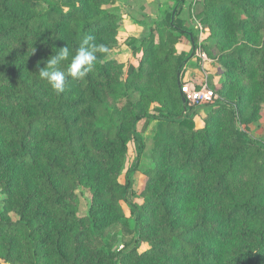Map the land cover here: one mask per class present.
Instances as JSON below:
<instances>
[{"label":"trees","instance_id":"trees-1","mask_svg":"<svg viewBox=\"0 0 264 264\" xmlns=\"http://www.w3.org/2000/svg\"><path fill=\"white\" fill-rule=\"evenodd\" d=\"M184 3L128 44L141 58L124 78L114 0H0V264H264V143L247 132L264 106V0L203 1L225 81L198 128L178 83L194 54L177 56L181 36L196 47L177 21ZM86 35L110 54L55 94L40 68ZM142 121L158 123L156 165L135 197Z\"/></svg>","mask_w":264,"mask_h":264},{"label":"rangeland","instance_id":"rangeland-1","mask_svg":"<svg viewBox=\"0 0 264 264\" xmlns=\"http://www.w3.org/2000/svg\"><path fill=\"white\" fill-rule=\"evenodd\" d=\"M203 1L204 0H187V1L185 0L184 7L181 8V10L178 12V20L183 22V25L180 26H182L184 29H188L190 32H192V34L196 38V42H195L196 47H194V54L184 64V68L181 72V82L183 80H188L194 82L198 87L207 86L209 89L214 91L219 96V101H222L223 98L218 93V90L221 88L222 84L225 81V72L223 68L217 63L218 51L215 47L212 46L210 29L203 21L204 18ZM138 5L140 7H143L144 8L143 10L146 9V11H150V9L146 6L144 0H140L138 2ZM153 11L157 12L156 8H154L150 12ZM149 25L150 24H148V26ZM197 26H200V28H202V31H200V28L197 29L196 28ZM151 27L152 25L149 26V28ZM149 35H150V31L148 35H146V37H148ZM118 42L119 44L121 43V45H119V48L116 49L115 53L112 52V57H114L113 55H116L119 49L122 48L121 52H119L120 53L119 56H121L119 59H121L120 61H123L125 63L126 67L124 71V78H126L127 75L133 69L138 68L139 66L141 53L134 54L133 52V47L137 48L139 45V41L137 39L135 42H131L130 38L124 35L123 36L120 35L118 38ZM128 44H132L133 47L132 46L130 47ZM187 45L189 46L188 39L184 36H181L179 43L176 47L177 56L189 55L190 51L187 48H185ZM211 52L213 53L214 57L210 56ZM199 53L206 54L208 58L207 63L203 62L202 58L198 55ZM190 60L191 61L194 60V61L191 62ZM159 107H160V103L157 102V100H155L150 105V111H153L154 109ZM195 109H197L198 111L197 115L194 118L196 127L198 128L203 126V119L211 109V106H202ZM157 125H158L157 122H146V121H142L139 124V131L142 135V139L144 140L146 146L142 159L139 163V166L136 172L132 175L133 192L135 194V197H141L142 194L145 192L148 181L147 171L149 169H153L156 165L152 157V151L155 146ZM241 128L244 129V125H241ZM247 132L253 138L260 140L264 143V106L261 111L260 120L251 124ZM133 159H134V152H133V146H131L124 170L120 177L121 182L125 181V175ZM90 198H91L90 191L87 189H83L81 194V205H80L81 214L88 213L90 207ZM3 199L4 197L0 193V210L2 208ZM134 203L138 204L139 201L135 200ZM124 209H125V213H126L125 216L127 218V221L129 222V225L132 226L134 219L131 217L130 208L124 204ZM13 219L16 220L17 217L13 216ZM122 234H124V232L121 229L117 228L112 230L107 236V238L115 241L117 240V238L118 240H120ZM120 245L121 244L119 242L117 244V247ZM146 249L147 246L144 245L139 250V252L143 253L145 252Z\"/></svg>","mask_w":264,"mask_h":264},{"label":"clouds","instance_id":"clouds-1","mask_svg":"<svg viewBox=\"0 0 264 264\" xmlns=\"http://www.w3.org/2000/svg\"><path fill=\"white\" fill-rule=\"evenodd\" d=\"M108 54H110V49L107 45L96 43V37L93 35H86L75 49L74 54L67 46L51 56L46 67L40 68L38 76L55 94H61L68 78L85 79L93 71L96 62L101 58H106ZM69 58L70 63L66 70H61L60 65L69 61Z\"/></svg>","mask_w":264,"mask_h":264},{"label":"crops","instance_id":"crops-1","mask_svg":"<svg viewBox=\"0 0 264 264\" xmlns=\"http://www.w3.org/2000/svg\"><path fill=\"white\" fill-rule=\"evenodd\" d=\"M139 1L140 0H114V4L111 6V9L123 19L121 35L128 38L138 39V41L148 35L149 31L155 27L156 22L161 21L166 15L173 11L178 0H144L150 11L156 8L157 12L146 11V9L143 10L144 8L138 5ZM183 7L184 4L182 5V8ZM177 21L180 25H183V22L179 21L178 17ZM148 24L152 25V27L149 28L150 25L148 26ZM188 44L189 46L187 45L185 48L192 51L194 49V43H191V41L188 40ZM119 45H121V43ZM121 50L122 48H120L116 55H114L115 58L119 59L121 57L119 56ZM193 61L194 60L191 62Z\"/></svg>","mask_w":264,"mask_h":264},{"label":"built area","instance_id":"built-area-1","mask_svg":"<svg viewBox=\"0 0 264 264\" xmlns=\"http://www.w3.org/2000/svg\"><path fill=\"white\" fill-rule=\"evenodd\" d=\"M197 29L200 26L196 27ZM202 31V28H200ZM204 63L208 62L206 54H198ZM182 96L189 107L211 106L219 101V96L207 86L198 87L194 82L183 80L180 85Z\"/></svg>","mask_w":264,"mask_h":264},{"label":"water","instance_id":"water-1","mask_svg":"<svg viewBox=\"0 0 264 264\" xmlns=\"http://www.w3.org/2000/svg\"><path fill=\"white\" fill-rule=\"evenodd\" d=\"M192 39V42H194L193 38ZM178 83H179V86L181 85V73L178 75ZM182 101L184 104H186V100L185 98L182 96Z\"/></svg>","mask_w":264,"mask_h":264}]
</instances>
